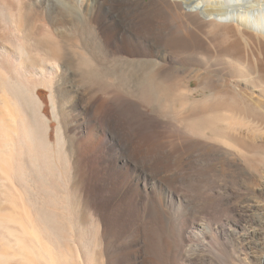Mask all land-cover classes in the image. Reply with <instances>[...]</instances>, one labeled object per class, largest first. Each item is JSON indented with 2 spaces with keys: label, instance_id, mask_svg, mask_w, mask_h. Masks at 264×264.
Wrapping results in <instances>:
<instances>
[{
  "label": "bare ground",
  "instance_id": "bare-ground-1",
  "mask_svg": "<svg viewBox=\"0 0 264 264\" xmlns=\"http://www.w3.org/2000/svg\"><path fill=\"white\" fill-rule=\"evenodd\" d=\"M40 2L0 0V264H62L64 239L118 264L123 203L170 237L132 264H264V68L227 30L262 43L264 0H44L53 27Z\"/></svg>",
  "mask_w": 264,
  "mask_h": 264
},
{
  "label": "rangeland",
  "instance_id": "rangeland-1",
  "mask_svg": "<svg viewBox=\"0 0 264 264\" xmlns=\"http://www.w3.org/2000/svg\"><path fill=\"white\" fill-rule=\"evenodd\" d=\"M41 5V14H43L44 17H46L48 23L51 24V26L53 27V23H51V20L53 19V13L52 11H50L51 7L47 4H44V0H41L40 2ZM52 10V9H51ZM58 14V12H55ZM49 17H48V16ZM51 16V17H50ZM229 31V33H231V38L232 41L230 42L228 49L232 52H234L237 57H241V58H245L249 55L250 60L253 62V59L256 57L259 59L260 65L262 66V68H264V52L261 51V49L263 50L264 48V41L259 42L258 39L250 32H247V35H250L251 37V41H252V45L251 48H247V45L245 43V41L242 39V37L237 34L236 30L233 27H229L227 29ZM185 44V43H183ZM261 48V49H260ZM264 71V70H263ZM198 82V81H197ZM198 84H194L193 87H196ZM241 88L245 89V83H240ZM42 89L40 94H41V100L44 102L43 106L45 107V112H46V116L49 122H52L53 125L51 126L50 129V135H51V141L52 143H54V145H57L58 139H57V128L59 126L58 120H56V117L54 118V106L52 104V102L50 101V91L46 88H40ZM106 113L105 111H103V114ZM82 117L85 118L86 121H89V116L88 115H82ZM204 121L202 120V123ZM203 126V124H202ZM199 127V126H198ZM201 128V127H199ZM103 137L106 139V135L104 133H102ZM99 149L98 152L95 153V155L97 154V156L101 155V157H107L110 156V153L108 151V149L105 146V143L99 144ZM105 146V147H104ZM107 151V152H103V151ZM109 154V155H108ZM95 155L93 156V158L95 157ZM103 157V158H104ZM95 159V158H94ZM92 159V161L94 160ZM105 159V158H104ZM215 165L216 170H220V166H219V162L215 161L213 163ZM91 173H96L95 169H89ZM101 174L103 175L102 179H105L104 181L106 183H110L113 181V178L110 177V175L101 172ZM135 174V170L134 169H130L127 172V175H133ZM85 176L87 177V174H85ZM110 180V181H109ZM68 184V183H67ZM111 189H115L114 187ZM100 195H101V191H99ZM117 207V205H116ZM118 207L122 210H124L126 213L125 215H127L128 219H126V223L127 225L130 226L131 228V234L129 236L128 239H119L121 241H127V242H132V245H125V247L127 249H123L122 251H118L119 254V263L118 264H132L137 257L142 256V244H141V239H163V236L165 235V232L163 229L157 227L155 220L152 219L153 215L151 214L149 216L148 222H146L145 216H144V212L142 210V206H140L139 208L134 207V205L132 204H122V205H118ZM77 210V214L79 215V211L81 213H83V209H81V205H79L78 203H76L75 205H71L68 204L67 205V211L70 213L71 211L76 212ZM111 212L113 209H109ZM145 220V221H144ZM68 228L70 227V225H67ZM78 231L80 232L81 235H84V232L87 231V227L86 225H80L78 226ZM127 229V226H126ZM114 232V239H118L117 237V230L114 227L113 229ZM146 233H148V236H146ZM133 235H135V237H133L132 239H130ZM166 237V235H165ZM68 238V236H67ZM167 239H170L169 236L166 237ZM52 241H57L56 239H51ZM82 241V245L81 246H76L75 243L71 242V239H64L63 240V249H65V254H67L66 258L62 259V264H84V261L82 259V252L85 254V250H86V246L89 244V242H93V239H78ZM56 243V242H54ZM97 254H96V259H95V264H103V258L101 257V253H100V243H98L97 246ZM126 252V254H125ZM70 261V263H69Z\"/></svg>",
  "mask_w": 264,
  "mask_h": 264
},
{
  "label": "trees",
  "instance_id": "trees-1",
  "mask_svg": "<svg viewBox=\"0 0 264 264\" xmlns=\"http://www.w3.org/2000/svg\"><path fill=\"white\" fill-rule=\"evenodd\" d=\"M42 89H40V92H41Z\"/></svg>",
  "mask_w": 264,
  "mask_h": 264
}]
</instances>
